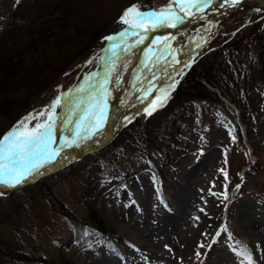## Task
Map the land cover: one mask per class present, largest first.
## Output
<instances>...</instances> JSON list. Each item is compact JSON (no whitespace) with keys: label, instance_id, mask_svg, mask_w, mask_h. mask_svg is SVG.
Listing matches in <instances>:
<instances>
[{"label":"rangeland","instance_id":"1","mask_svg":"<svg viewBox=\"0 0 264 264\" xmlns=\"http://www.w3.org/2000/svg\"><path fill=\"white\" fill-rule=\"evenodd\" d=\"M19 1L0 0V10ZM68 1L70 15L51 10L36 21L48 43L18 30L19 40L0 43V65L14 67L0 95L21 109L12 126L0 116V167L39 158L103 98L92 121L118 115L116 99L125 96L126 116L65 138L39 167L0 171V264H264V0L204 6L180 25L176 42L166 29L152 69L147 52L162 17L180 18L192 0ZM26 2V14L35 12ZM199 60L212 76L223 74L239 106L186 97L164 105ZM140 67L156 73L128 106ZM119 129L121 147H107Z\"/></svg>","mask_w":264,"mask_h":264},{"label":"trees","instance_id":"2","mask_svg":"<svg viewBox=\"0 0 264 264\" xmlns=\"http://www.w3.org/2000/svg\"><path fill=\"white\" fill-rule=\"evenodd\" d=\"M26 1L28 0H20L19 3H17L14 8H12L10 11L6 13H4L2 9L0 10V36H3L2 41L0 42L1 45L7 46L6 45L7 41L16 40L17 38L19 40L21 36L12 37V34L15 33L17 30L26 31L27 34L33 33L32 34L34 37L33 41H36L35 44H39V42L43 44L48 43L47 37L43 36V31L38 32L39 31L38 24H36V21L40 19L43 16V14H45L46 12L50 13L51 10H56V11L62 10L63 13L66 11L68 15H70L71 13V10H65L66 7H69V1L66 2V0H30L35 5L34 8L35 12H33L32 14H26V10H25V6L27 4ZM57 21L59 23L60 19ZM64 21L66 20L64 19ZM60 25L62 26V24ZM263 46L264 45H262L261 47ZM209 56L210 55H206L205 57H209ZM200 60L194 65H192L190 69L185 73V75L181 78L180 82L178 83L176 90L171 95V98H169L164 105L169 107V109L171 110L172 106L170 105L172 101L177 100L180 97H186L188 101H193L194 103L203 102L205 104H210V105H227L225 103L226 101L229 104H235L236 106H239V104L236 103L233 95L226 89L227 86L226 83L228 82L223 79V74L219 73L218 77L212 76L211 75L212 70H210L211 67L202 68L200 66V62H201ZM213 62L215 64L216 61ZM214 64L212 65L214 66ZM13 68L14 67H12L11 65L5 67L0 65V84L4 83V81L6 80L4 77H7V75L12 71ZM216 72L219 71L216 70ZM5 87L6 84L4 88ZM12 101L13 100L8 99L6 96L2 97L0 95V116L10 121L9 126H12L16 123L21 113L20 112L21 109L17 104V102L12 103ZM155 112L156 111H153L152 115L155 114ZM138 119H135L126 128H128L129 126H133ZM122 131H120V133L116 136V138L112 141V143L108 144L107 147L109 145L114 144V148H117L121 145L118 144L121 142H117V138L119 137ZM145 145H147V142H145ZM66 214L69 215V213L67 212ZM89 215L92 219L96 220L97 222L96 229L100 231V233L106 234L107 232L103 229L102 222L98 220L96 213L90 212ZM17 255L19 256L18 261H23V262L27 261L25 260L26 259L25 253L19 252Z\"/></svg>","mask_w":264,"mask_h":264},{"label":"bare ground","instance_id":"3","mask_svg":"<svg viewBox=\"0 0 264 264\" xmlns=\"http://www.w3.org/2000/svg\"><path fill=\"white\" fill-rule=\"evenodd\" d=\"M193 4V5H192ZM219 4H221V2L219 1V0H208V1H203V2H201V3H196V0H194V2L192 1V2H190V3H186V4H184L182 7H180V8H178V13H180L181 14V17L180 18H177V19H175V20H172L171 22L169 21L171 18L169 17L171 14H173L174 15V13H170V14H167V15H165L164 17H166V19L167 20H165V21H160V27H159V31H160V35L156 38V37H154L153 38V40L152 41H154V42H152V44H151V50H150V58H151V64H152V66H151V64H150V68L149 69H152L155 65L152 63L153 62V52L154 51H156L157 49H158V47L156 46V44H155V40H158V42H160L161 40H162V38L164 37V32H165V30L167 29V25L169 24V22L172 24V25H176L175 27H177L178 29H176L175 30V27H174V34L173 35H175V39H173V41L174 42H176V37L178 38V35H179V25L177 24V23H184L185 21H187L191 16H193V14H195V13H197V12H199L200 10H201V8L202 7H204V6H209V7H216V6H218ZM176 11V10H175ZM163 18V17H162ZM181 19H183L184 21L182 22L181 21ZM168 21V22H167ZM152 56V57H151ZM169 57V56H168ZM165 58H167V57H165ZM156 64H158V63H156ZM140 80H138V82H139ZM138 82H136V84H138ZM137 88V87H136ZM125 98H126V96L123 98V105H122V112L121 113H123L124 112V101H125ZM107 101H109L110 100V98H108V99H106ZM104 102V101H103ZM119 112H120V107H119ZM118 112V115L119 114H121V113H119ZM95 115V114H94ZM123 115V114H122ZM93 117V116H92ZM120 118V116L118 117V119ZM118 119L116 120V121H118ZM121 122V121H120ZM121 124V123H120ZM119 124V125H120ZM90 128H91V126L90 125H88ZM88 126H85V127H82L81 129H80V132L78 131H75V134H78V133H83L82 135H83V137H85V134H86V131L88 130ZM70 127V126H69ZM69 127H67L65 130H63L65 133H68L71 129L69 128ZM75 127H77L76 126V124H74V126H73V128H75ZM76 130V129H75ZM91 131L92 132H89L88 134L89 135H91L92 133H93V131L95 132L96 131V129L94 130V129H91ZM64 132H62V134H65ZM74 134V135H75ZM82 137V138H83ZM76 139H79V136L78 135H76V137H75ZM47 150H49V148L47 149ZM57 151H55L54 153L57 155V153H56ZM49 161V160H48ZM47 163V162H46ZM180 207L181 206H184V205H186V202H182L181 201V203H177ZM178 225H179V223L178 222H176V223H174V227H173V229H176L177 227H178ZM162 228V227H161ZM165 228V227H164ZM160 228H158L157 230H159ZM171 229V228H170ZM170 233V232H169ZM168 235V234H167ZM162 238V237H161ZM169 241H171V240H169ZM171 243H173V245H174V241H171ZM181 243V242H180ZM143 246V245H142ZM132 253V252H131ZM95 255V254H94ZM140 259V258H139ZM140 261V260H139ZM145 261V260H144ZM263 262V261H262ZM92 264H118V260L117 259H114V258H106V259H104V260H99V261H93L92 262ZM139 264V263H138Z\"/></svg>","mask_w":264,"mask_h":264},{"label":"water","instance_id":"4","mask_svg":"<svg viewBox=\"0 0 264 264\" xmlns=\"http://www.w3.org/2000/svg\"><path fill=\"white\" fill-rule=\"evenodd\" d=\"M203 1H208V0H196V3H201ZM221 3H227L228 0H219ZM193 5V4H192ZM167 20L166 17L164 18V21ZM181 21L183 22L184 20L181 19ZM178 25L180 23H177ZM176 26V25H175ZM178 29L177 27H175V30ZM150 54V52H149ZM152 57V56H151ZM152 66V65H151ZM151 66H148V68H150ZM156 66V65H155ZM104 99V98H103ZM103 99L99 101V103L94 106L93 108H89L87 109L85 112H82L80 113L77 118L74 120L73 124L69 127L71 130L68 132V133H65V134H62V132L60 133L59 137L57 138L56 142L52 145V147L47 150L46 152H44L40 158H34V157H31V158H24V159H21L15 166L13 167H0V171H10V172H17L19 167L24 164V163H28V164H34V166L36 167H39L40 165H43L45 164L46 162H48V160H51L50 159V156L51 154H53L56 149L60 146V143L61 141H63L65 138H69V137H72V138H75L76 137V134H75V131H79L80 132V129L82 128V126L75 130V128H73L74 124H76V126L80 125L82 122H84L85 120H88V121H91L92 120V116H95L94 114H96L97 112H99L103 106H104V103L103 102ZM120 99V97H119ZM122 105H123V101L121 100L119 102V107H120V112H122ZM121 117L122 116V113L119 114V115H116L114 116L111 120L109 121H101V120H94L92 121L91 123H88L87 125H90L91 126V129H94V125H97L99 124L100 128H102V130H104L106 128V126H109V125H112L116 122V120L118 119V117ZM75 134V135H74ZM91 139V138H90ZM77 147L74 149L76 150Z\"/></svg>","mask_w":264,"mask_h":264},{"label":"snow or ice","instance_id":"5","mask_svg":"<svg viewBox=\"0 0 264 264\" xmlns=\"http://www.w3.org/2000/svg\"><path fill=\"white\" fill-rule=\"evenodd\" d=\"M130 11H132L131 9H129V10H127L126 12H125V16H127L128 15V12H130ZM162 14V13H161ZM138 15H143V14H140V13H138ZM150 15V14H149ZM125 22H127L126 20H125ZM174 26V25H173ZM5 139H7V137H5Z\"/></svg>","mask_w":264,"mask_h":264}]
</instances>
